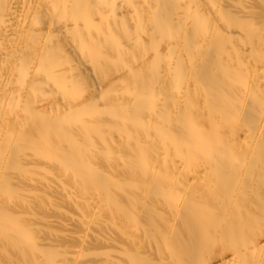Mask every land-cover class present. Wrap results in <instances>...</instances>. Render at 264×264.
<instances>
[{"label": "bare ground", "instance_id": "bare-ground-1", "mask_svg": "<svg viewBox=\"0 0 264 264\" xmlns=\"http://www.w3.org/2000/svg\"><path fill=\"white\" fill-rule=\"evenodd\" d=\"M0 264H264V0H0Z\"/></svg>", "mask_w": 264, "mask_h": 264}, {"label": "rangeland", "instance_id": "rangeland-1", "mask_svg": "<svg viewBox=\"0 0 264 264\" xmlns=\"http://www.w3.org/2000/svg\"><path fill=\"white\" fill-rule=\"evenodd\" d=\"M254 7L259 9V8H261V5L260 4L258 5V3L256 2V3H254ZM85 143H87V140ZM91 144L93 147L98 145V144H95L94 139L91 141ZM48 167L50 168L51 173L43 174V177L45 178L44 180L49 179V178H50V180L55 179L57 174L55 175L54 166L49 164ZM72 167L79 168V166L75 165L74 163L72 164ZM73 171L74 170L70 171V175L73 174V176H71V177L75 179V177H77V176L75 173H73ZM111 176L114 178H118V175H116V174H111ZM39 177H42V176H39ZM119 178H120V176H119ZM154 186L155 185H153V187ZM43 194L44 195H41V196L47 197V199H48L47 201L49 203H45L43 206L36 207L34 210L33 209L27 210L28 212H26V213L23 212L22 213L23 216H18V221L20 222V225H22V226H26L27 224L31 225V227L33 228V230H30L31 235L37 237L38 242H40L46 238L52 244L53 235H51V234H55V233L62 234L63 233V231H62L63 229L61 230L60 229L61 227L59 226L60 224L57 223L60 221V219L62 217V216H58L59 214H61L59 212L66 210L63 213L64 214L65 213L70 214V211H72L73 213L75 211L73 208L74 206L73 207L71 206L72 207L71 208L67 204H62L60 202L61 200H59V196L57 193L53 194L52 192L50 193V191H47ZM126 205L129 208V210L132 212L135 211V213L148 214L144 210L140 211V210L132 208L128 204H126ZM160 212L163 213V216H177L176 214H172L173 213L172 210L164 209L163 207L160 210ZM47 218H49L51 220V224L46 222ZM52 221H55V223H53ZM70 228H72V227H70ZM73 229H74V227H73ZM78 229H76V231H78ZM143 229H144V231H147L146 227ZM54 243H55V241H54ZM18 248H20V247H18ZM13 249H16V248H13V245L6 244V246L4 248V252L11 253L13 251Z\"/></svg>", "mask_w": 264, "mask_h": 264}]
</instances>
